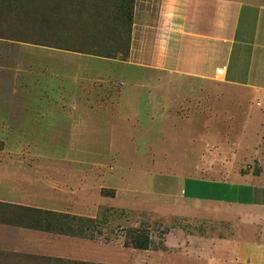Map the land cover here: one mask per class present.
Returning a JSON list of instances; mask_svg holds the SVG:
<instances>
[{
  "label": "rangeland",
  "instance_id": "rangeland-1",
  "mask_svg": "<svg viewBox=\"0 0 264 264\" xmlns=\"http://www.w3.org/2000/svg\"><path fill=\"white\" fill-rule=\"evenodd\" d=\"M75 1L65 0L61 13L52 12L54 0L47 6L37 0L1 5L0 200L95 217L100 225L97 232L76 237L0 223V252L6 253L0 264H19L18 255L26 254L177 264V245L191 237L221 236L231 227L223 214L242 210L175 200L173 211L141 191L162 180L203 178L257 183L264 192V96L251 91L205 95L200 87L182 84L185 76L179 73L134 68L127 62L131 38L124 55L90 53L105 50L104 43L117 35L124 39L127 24L117 27L108 13L102 22L95 14L77 16ZM117 1L82 0L86 6L80 10H105ZM231 68L232 63L226 79ZM121 81L149 85L143 91L122 88ZM128 89V102L60 100L124 95ZM84 107L95 111L81 116ZM100 107L117 108L118 114H96ZM102 187L112 189V197ZM138 226L149 231L150 253L123 245V229ZM165 242L167 254H160Z\"/></svg>",
  "mask_w": 264,
  "mask_h": 264
},
{
  "label": "crops",
  "instance_id": "crops-1",
  "mask_svg": "<svg viewBox=\"0 0 264 264\" xmlns=\"http://www.w3.org/2000/svg\"><path fill=\"white\" fill-rule=\"evenodd\" d=\"M130 38L127 62L134 68L179 73L185 76L182 84L200 87L197 91L205 95L222 92L240 96L251 91L264 96V0H133ZM136 39H141L140 44L136 45ZM230 63L233 68L226 79ZM222 66L224 76L215 82V69ZM117 84L122 88L137 86L143 91L149 85L124 81ZM126 92L106 97L79 94L77 98L60 100L115 98L128 102L131 93L129 89ZM100 109L96 114L112 115L107 113L112 110ZM93 111L84 107L81 116ZM259 188L248 181L187 178L162 180L156 188L149 185L141 192L152 199L156 196L173 211L176 206L171 203L175 200L242 210L231 217L223 214V221L231 227L221 236L191 237L180 247L177 245L173 253L177 264H264V192ZM7 202L34 206L21 200ZM166 247L168 243H162L160 254H167L163 250ZM144 250L149 252L150 247Z\"/></svg>",
  "mask_w": 264,
  "mask_h": 264
},
{
  "label": "trees",
  "instance_id": "trees-1",
  "mask_svg": "<svg viewBox=\"0 0 264 264\" xmlns=\"http://www.w3.org/2000/svg\"><path fill=\"white\" fill-rule=\"evenodd\" d=\"M6 0H0V9L2 3ZM29 2L30 0H25ZM39 4L47 6L50 0H37ZM86 2V0H83ZM65 0H54L52 4V12L61 13V8L64 5ZM76 5L73 7H78V10H75L77 16L86 15L87 18H91L92 14L100 16L99 22L106 21L109 19L106 16V13L112 15V18L115 22H118L117 27L120 23L127 24V36L124 39H121L118 35L115 36V39L112 43H104L105 50H94L90 53L113 58L116 53L124 55L126 53L129 45L131 24H132V8L133 0H118L112 5V8L105 10H95L93 6H90L87 9L80 10L81 6H86L82 3V0H76ZM89 6V5H88ZM82 9V8H81ZM80 17L74 18L73 20H80ZM115 27V28H117ZM112 38V37H111ZM121 40V42H117ZM122 46V48H121ZM114 47V49H112ZM102 192L105 195H112V189H102ZM110 210H105V212ZM0 223L18 226L27 229L40 230L55 234H63L67 236H76L83 237L85 232L88 230L97 232V228L100 225V221L95 217H82L66 212H58L45 208L29 206L24 204H17L12 202H7L0 200ZM123 245L136 249H148L151 245V236L147 228L143 226L131 227L123 229ZM6 253L0 252V258L4 259ZM17 255V254H16ZM19 264H25L22 262L24 260H29L35 263L43 264H107L103 262H92L86 260H71V259H61L57 257H41L37 255H18ZM21 261V262H20Z\"/></svg>",
  "mask_w": 264,
  "mask_h": 264
},
{
  "label": "built area",
  "instance_id": "built-area-1",
  "mask_svg": "<svg viewBox=\"0 0 264 264\" xmlns=\"http://www.w3.org/2000/svg\"><path fill=\"white\" fill-rule=\"evenodd\" d=\"M224 76V67H218L215 69V77L222 78Z\"/></svg>",
  "mask_w": 264,
  "mask_h": 264
}]
</instances>
